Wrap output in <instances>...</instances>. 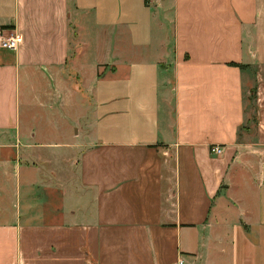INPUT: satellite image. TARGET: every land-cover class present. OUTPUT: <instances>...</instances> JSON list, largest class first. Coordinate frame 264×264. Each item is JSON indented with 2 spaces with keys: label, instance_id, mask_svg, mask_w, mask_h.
<instances>
[{
  "label": "crops",
  "instance_id": "obj_1",
  "mask_svg": "<svg viewBox=\"0 0 264 264\" xmlns=\"http://www.w3.org/2000/svg\"><path fill=\"white\" fill-rule=\"evenodd\" d=\"M1 30L0 264H264V0H0Z\"/></svg>",
  "mask_w": 264,
  "mask_h": 264
},
{
  "label": "built area",
  "instance_id": "obj_2",
  "mask_svg": "<svg viewBox=\"0 0 264 264\" xmlns=\"http://www.w3.org/2000/svg\"><path fill=\"white\" fill-rule=\"evenodd\" d=\"M21 44V36L15 31H0V50L14 51ZM221 148L213 145L209 147V154L219 155ZM179 264V263H178Z\"/></svg>",
  "mask_w": 264,
  "mask_h": 264
}]
</instances>
